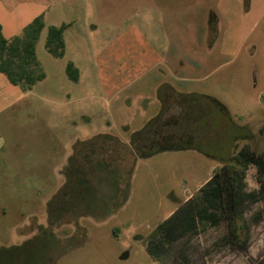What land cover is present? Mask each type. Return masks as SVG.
I'll list each match as a JSON object with an SVG mask.
<instances>
[{
  "label": "rangeland",
  "instance_id": "374dc122",
  "mask_svg": "<svg viewBox=\"0 0 264 264\" xmlns=\"http://www.w3.org/2000/svg\"><path fill=\"white\" fill-rule=\"evenodd\" d=\"M39 16L45 79L26 90L0 74V264H264V175L253 165L243 171L254 194L243 205V245L224 240V221L158 257L148 251L235 143L264 157V0H0L7 39ZM63 23L66 54L54 58L48 28ZM161 83L203 107L201 151L133 150L158 116ZM170 106L161 123L171 126L181 115Z\"/></svg>",
  "mask_w": 264,
  "mask_h": 264
},
{
  "label": "trees",
  "instance_id": "16d2710c",
  "mask_svg": "<svg viewBox=\"0 0 264 264\" xmlns=\"http://www.w3.org/2000/svg\"><path fill=\"white\" fill-rule=\"evenodd\" d=\"M69 27V24H62L48 28L45 47L54 58L65 56L64 33ZM44 29L43 16H39L25 28L22 37L7 39L0 25V74H4L10 84L32 90L37 83L45 79L36 53V43ZM66 72L70 80L78 81L79 71L72 62L67 64ZM208 100L214 108L217 107L227 114L218 101L211 98ZM165 138L164 141H156L152 150L140 152V155L150 157L157 152L189 148L201 151L199 144L169 142ZM238 148V143H235L232 149L233 157H219L221 167L218 171L214 172L196 196L160 225L158 236L148 244L150 254L160 256L168 245L194 234L200 225L217 226L224 221L227 222L228 231L224 240L234 245H243L246 240V225L241 217L243 205L254 197V194L244 192L243 171L253 165L260 175H264V157L262 153L250 147L240 151Z\"/></svg>",
  "mask_w": 264,
  "mask_h": 264
},
{
  "label": "crops",
  "instance_id": "0c3cea01",
  "mask_svg": "<svg viewBox=\"0 0 264 264\" xmlns=\"http://www.w3.org/2000/svg\"><path fill=\"white\" fill-rule=\"evenodd\" d=\"M66 24V23H63ZM71 27V24H69ZM66 32V31H65ZM64 39H65V33H64ZM65 44H66V40H65ZM67 47V45H66ZM65 54H66V49H65ZM72 62V61H70ZM69 63V62H68ZM67 63V64H68ZM74 64V66L78 69L79 71V79L78 81H80V79L82 78L81 74L82 72L80 71V69L75 65L74 62H72ZM67 67V65H66ZM67 74V72H66ZM68 77V75H67ZM69 78V77H68ZM70 80V78H69ZM72 81V80H70ZM77 81V82H78ZM74 82V81H72ZM75 82V83H77ZM156 98H157V102L159 104V108H158V116H153L151 121H149V125L148 123L145 124V126L143 127L142 130L139 131V133H136V135L132 138L133 140L131 141L132 144V148L133 150H136V152L138 154H140V152H148L150 150L153 149V145L156 143V141H164V137H166L165 139L168 140L169 142H180V143H189V145H197L200 141L201 137H204V127H203V123H204V110L202 109L203 107L200 106L199 104L195 103L194 105L190 104L188 105V96L185 93H183L181 90L176 89L172 86L167 85L166 83H161L158 86L157 89V93H156ZM170 105L175 106V109H178L180 111V117L179 118H173L172 119V123L171 126L161 123V121L163 120H168L169 117H166V113L167 111H170L171 109H169L168 107H171ZM191 107V108H190ZM202 110V112H200ZM145 111V110H143ZM191 117V118H190ZM160 118V122L159 124V131L157 132V129L153 128V125L156 123V121ZM180 118L183 119H187L188 120L185 122H183V124L181 125L180 122ZM212 119H213V113H212ZM190 120H192L190 122ZM171 121V120H170ZM169 121V122H170ZM164 125L169 126V130H171L172 125L173 126L171 131H168L167 133H164V129L166 128ZM148 126V127H147ZM163 127V128H161ZM213 128V127H212ZM184 131H181V130ZM202 129L200 131V133L198 134V130ZM161 130H163L162 132H160ZM190 131V133H189ZM150 132L153 133V137L149 140L150 138ZM199 136H198V135ZM157 135V136H156ZM108 136H110L107 132H103L100 133L98 136H92L94 138H104L106 139ZM142 137H145V139H141ZM194 137L196 139H194ZM194 139V141H193ZM138 141V142H136ZM136 143H141L142 144V149L138 150L137 148H135V144ZM193 143V144H192ZM134 146V147H133ZM185 150H195V151H199L197 149L194 148H189V149H185ZM74 155H76V153L74 152ZM123 159V157L121 158ZM71 162V160H70Z\"/></svg>",
  "mask_w": 264,
  "mask_h": 264
}]
</instances>
